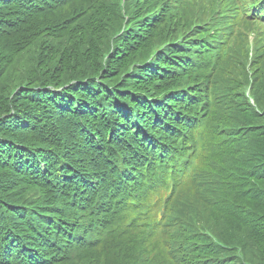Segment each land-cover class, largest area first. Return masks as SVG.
Returning <instances> with one entry per match:
<instances>
[{
	"label": "trees",
	"instance_id": "16d2710c",
	"mask_svg": "<svg viewBox=\"0 0 264 264\" xmlns=\"http://www.w3.org/2000/svg\"><path fill=\"white\" fill-rule=\"evenodd\" d=\"M54 1L0 0V264H264V8L197 60L159 49L195 0L107 48Z\"/></svg>",
	"mask_w": 264,
	"mask_h": 264
},
{
	"label": "rangeland",
	"instance_id": "374dc122",
	"mask_svg": "<svg viewBox=\"0 0 264 264\" xmlns=\"http://www.w3.org/2000/svg\"><path fill=\"white\" fill-rule=\"evenodd\" d=\"M129 1H132V7L136 9H142L141 6L144 5L143 2L139 0H55L53 5L57 6L53 7L60 9L71 21L72 27L79 28L83 31L88 40L103 38L108 32H111L106 37L107 48L112 46L115 38L122 33L125 26H127V22L130 20L131 14L127 7ZM195 1L197 3L196 5H199V8L194 7L184 12V16L169 19L168 21L170 22L164 25L165 28L168 29L169 34L167 38L163 37L160 39L162 43L159 44V49L163 47V45H170L177 40L190 41L194 38V36H191L189 33L192 29H196L199 13H207L206 0ZM115 3L120 5L121 22L116 18L117 8ZM154 4L155 3L152 2V6ZM200 25L203 26L204 24ZM156 51H158V48L153 50V52ZM30 65H32V62ZM124 73L125 71H123L121 75ZM183 85H186L185 79L181 82L180 86ZM156 86H158V84Z\"/></svg>",
	"mask_w": 264,
	"mask_h": 264
},
{
	"label": "bare ground",
	"instance_id": "6f19581e",
	"mask_svg": "<svg viewBox=\"0 0 264 264\" xmlns=\"http://www.w3.org/2000/svg\"><path fill=\"white\" fill-rule=\"evenodd\" d=\"M140 34V33H139ZM141 35V34H140Z\"/></svg>",
	"mask_w": 264,
	"mask_h": 264
}]
</instances>
